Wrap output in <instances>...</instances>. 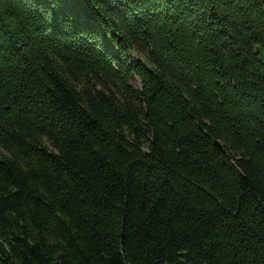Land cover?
<instances>
[{"label":"trees","instance_id":"obj_1","mask_svg":"<svg viewBox=\"0 0 264 264\" xmlns=\"http://www.w3.org/2000/svg\"><path fill=\"white\" fill-rule=\"evenodd\" d=\"M53 262L264 264V0H0V264Z\"/></svg>","mask_w":264,"mask_h":264},{"label":"water","instance_id":"obj_2","mask_svg":"<svg viewBox=\"0 0 264 264\" xmlns=\"http://www.w3.org/2000/svg\"><path fill=\"white\" fill-rule=\"evenodd\" d=\"M215 144H216L218 147L221 146L220 143H219L218 141H216ZM52 264H55V263L53 262Z\"/></svg>","mask_w":264,"mask_h":264}]
</instances>
